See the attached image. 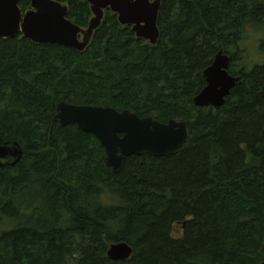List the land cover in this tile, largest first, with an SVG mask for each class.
Instances as JSON below:
<instances>
[{"label": "trees", "instance_id": "16d2710c", "mask_svg": "<svg viewBox=\"0 0 264 264\" xmlns=\"http://www.w3.org/2000/svg\"><path fill=\"white\" fill-rule=\"evenodd\" d=\"M58 1L88 26L89 3ZM29 6L20 0L23 12ZM157 24L150 44L105 10L82 52L0 39L1 142L23 151L15 166H0V264L264 260V62L237 70L231 53L248 25H264V3L161 0ZM221 49L239 79L222 107L199 108L193 98ZM60 101L184 120L189 139L175 155L127 157L114 173L93 134L60 124ZM116 242L132 247L129 259L108 258Z\"/></svg>", "mask_w": 264, "mask_h": 264}, {"label": "water", "instance_id": "95a60500", "mask_svg": "<svg viewBox=\"0 0 264 264\" xmlns=\"http://www.w3.org/2000/svg\"><path fill=\"white\" fill-rule=\"evenodd\" d=\"M92 17L87 27L67 18L68 7L58 0H30L22 11L20 0H0V39L22 35L35 44H56L79 52L89 45L100 26L105 10L117 15L118 22L130 26L137 38L156 44L159 40L158 13L161 0H85ZM230 57L219 50L203 74L206 85L193 98L199 108H220L230 94L238 76L229 73ZM56 118L61 125L75 124L83 132L93 134L103 145L105 163L114 173L122 170L125 159L143 154L168 157L184 150L189 139L186 121L170 119L163 123L152 117H139L125 109L110 106L78 105L65 101L57 104ZM23 151L15 141L1 142L0 166H15ZM132 247L126 242L111 243L107 256L113 261L130 258ZM259 264H264V260Z\"/></svg>", "mask_w": 264, "mask_h": 264}, {"label": "rangeland", "instance_id": "374dc122", "mask_svg": "<svg viewBox=\"0 0 264 264\" xmlns=\"http://www.w3.org/2000/svg\"><path fill=\"white\" fill-rule=\"evenodd\" d=\"M264 3V0H261ZM260 40H264V25H248L244 30L243 39L237 49L232 48L234 66L250 69L264 62V53L259 49Z\"/></svg>", "mask_w": 264, "mask_h": 264}, {"label": "clouds", "instance_id": "9594fccd", "mask_svg": "<svg viewBox=\"0 0 264 264\" xmlns=\"http://www.w3.org/2000/svg\"><path fill=\"white\" fill-rule=\"evenodd\" d=\"M112 193H110L108 190H105V192H103L101 194V202L102 203H107L109 202V196H111Z\"/></svg>", "mask_w": 264, "mask_h": 264}]
</instances>
